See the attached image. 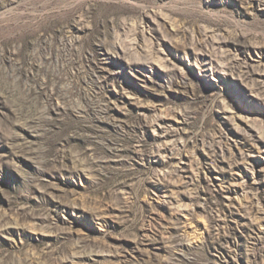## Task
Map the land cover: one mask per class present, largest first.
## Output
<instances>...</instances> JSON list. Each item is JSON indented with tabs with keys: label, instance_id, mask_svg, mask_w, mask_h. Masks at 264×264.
<instances>
[{
	"label": "rangeland",
	"instance_id": "1",
	"mask_svg": "<svg viewBox=\"0 0 264 264\" xmlns=\"http://www.w3.org/2000/svg\"><path fill=\"white\" fill-rule=\"evenodd\" d=\"M0 264H264V0H0Z\"/></svg>",
	"mask_w": 264,
	"mask_h": 264
},
{
	"label": "bare ground",
	"instance_id": "2",
	"mask_svg": "<svg viewBox=\"0 0 264 264\" xmlns=\"http://www.w3.org/2000/svg\"><path fill=\"white\" fill-rule=\"evenodd\" d=\"M22 67V66H21ZM33 72V71H32ZM26 73V72H25ZM40 81V80H39Z\"/></svg>",
	"mask_w": 264,
	"mask_h": 264
}]
</instances>
